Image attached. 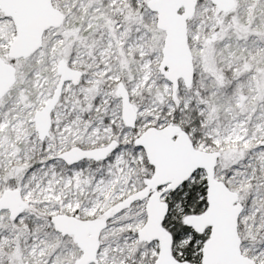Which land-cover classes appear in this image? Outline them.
Listing matches in <instances>:
<instances>
[{"label": "snow or ice", "instance_id": "obj_1", "mask_svg": "<svg viewBox=\"0 0 264 264\" xmlns=\"http://www.w3.org/2000/svg\"><path fill=\"white\" fill-rule=\"evenodd\" d=\"M0 264H264V0H0Z\"/></svg>", "mask_w": 264, "mask_h": 264}]
</instances>
